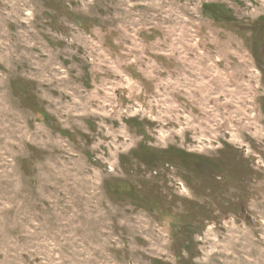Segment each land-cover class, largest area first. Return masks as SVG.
<instances>
[{
  "label": "rangeland",
  "instance_id": "obj_1",
  "mask_svg": "<svg viewBox=\"0 0 264 264\" xmlns=\"http://www.w3.org/2000/svg\"><path fill=\"white\" fill-rule=\"evenodd\" d=\"M0 264H264V0H0Z\"/></svg>",
  "mask_w": 264,
  "mask_h": 264
}]
</instances>
